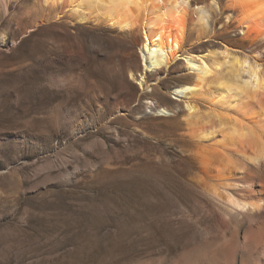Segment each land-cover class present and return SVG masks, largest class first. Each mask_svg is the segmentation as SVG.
I'll return each instance as SVG.
<instances>
[{
  "label": "rangeland",
  "instance_id": "rangeland-1",
  "mask_svg": "<svg viewBox=\"0 0 264 264\" xmlns=\"http://www.w3.org/2000/svg\"><path fill=\"white\" fill-rule=\"evenodd\" d=\"M209 1L189 0L187 47L224 43L264 70V38L225 22L229 0L199 27ZM44 12L40 0H0V264L239 262L223 248L236 219L190 182L196 142L171 94L189 78L181 60L142 88L139 25L79 22L66 4Z\"/></svg>",
  "mask_w": 264,
  "mask_h": 264
},
{
  "label": "bare ground",
  "instance_id": "bare-ground-1",
  "mask_svg": "<svg viewBox=\"0 0 264 264\" xmlns=\"http://www.w3.org/2000/svg\"><path fill=\"white\" fill-rule=\"evenodd\" d=\"M40 2L49 12L66 4L71 17L79 22L91 17L120 31H132L139 25L141 73L136 80L142 88L148 87L146 77L155 76L181 60L189 78L173 86L171 94L184 102L183 134L196 142L185 145L194 158L190 182L209 195L226 216L236 219L237 229L223 247L233 249L240 243L239 247L245 248L243 252L239 248V251L227 250L236 261L239 259L234 264H264V70L261 63L224 43L203 52L190 50L187 47L189 0ZM228 5L236 13L227 14L225 22L233 20L239 24L240 33L264 38V0H229ZM209 7L218 11V1L196 6L203 31L208 27ZM49 12L42 13L44 20ZM193 98L199 106L193 103ZM149 104L158 115L168 110L167 106L152 101ZM256 248H262L260 256Z\"/></svg>",
  "mask_w": 264,
  "mask_h": 264
}]
</instances>
